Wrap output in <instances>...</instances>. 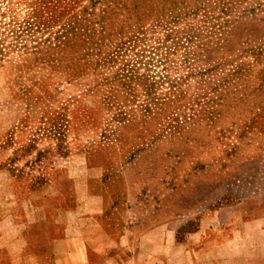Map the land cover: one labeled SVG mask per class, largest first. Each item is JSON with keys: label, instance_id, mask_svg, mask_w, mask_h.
<instances>
[{"label": "rangeland", "instance_id": "rangeland-1", "mask_svg": "<svg viewBox=\"0 0 264 264\" xmlns=\"http://www.w3.org/2000/svg\"><path fill=\"white\" fill-rule=\"evenodd\" d=\"M40 183L124 264L260 203L264 0H0V220Z\"/></svg>", "mask_w": 264, "mask_h": 264}, {"label": "crops", "instance_id": "crops-1", "mask_svg": "<svg viewBox=\"0 0 264 264\" xmlns=\"http://www.w3.org/2000/svg\"><path fill=\"white\" fill-rule=\"evenodd\" d=\"M49 184L31 188L25 208L4 198L9 213L0 220V264H124L116 251L119 243L82 214L90 207L81 202L83 195L74 194V201L54 208L39 203L52 195ZM187 240L196 246L176 248L174 264H264V199L222 218L216 232L196 230Z\"/></svg>", "mask_w": 264, "mask_h": 264}]
</instances>
